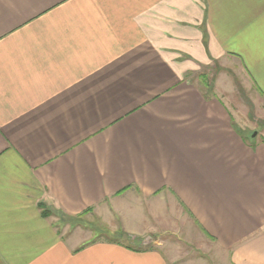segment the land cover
<instances>
[{"label": "crops", "instance_id": "obj_1", "mask_svg": "<svg viewBox=\"0 0 264 264\" xmlns=\"http://www.w3.org/2000/svg\"><path fill=\"white\" fill-rule=\"evenodd\" d=\"M216 63L264 96V0H0V264H174L177 209L264 264V137ZM87 218L152 245L78 247Z\"/></svg>", "mask_w": 264, "mask_h": 264}, {"label": "rangeland", "instance_id": "obj_2", "mask_svg": "<svg viewBox=\"0 0 264 264\" xmlns=\"http://www.w3.org/2000/svg\"><path fill=\"white\" fill-rule=\"evenodd\" d=\"M203 70L205 71V77L201 78L203 84L209 89L215 86L219 91L226 92L225 94H219V98L232 108V115L236 119V123L243 130H246L245 133L248 134V137H252L253 133H256V136L260 133L264 137V96L247 92L246 86H244L245 89L242 86V78L235 74L232 67L222 68L220 63H216L213 67ZM176 213L174 224L178 225L177 229L172 227V234H169L166 229H162L166 232L158 230L159 232L154 235V240L163 243L162 250L170 256L172 263L225 264L224 254L220 248L218 249L214 240L208 238L199 230L185 210L177 209ZM74 226L70 230V234L75 235L74 238L78 247L104 239L126 242L134 248H144L152 245V241L143 242L146 239L145 237L133 240V237L126 235L130 234L129 232H121L120 230H118L120 233L116 232L117 235L114 237L109 236V238V231H104L106 226L92 218L90 220L86 219V225L81 221V223H75Z\"/></svg>", "mask_w": 264, "mask_h": 264}, {"label": "water", "instance_id": "obj_3", "mask_svg": "<svg viewBox=\"0 0 264 264\" xmlns=\"http://www.w3.org/2000/svg\"><path fill=\"white\" fill-rule=\"evenodd\" d=\"M256 135V133H253V136H255ZM151 241V239L150 238H146L143 242L144 243H148V242H150Z\"/></svg>", "mask_w": 264, "mask_h": 264}, {"label": "trees", "instance_id": "obj_4", "mask_svg": "<svg viewBox=\"0 0 264 264\" xmlns=\"http://www.w3.org/2000/svg\"><path fill=\"white\" fill-rule=\"evenodd\" d=\"M45 215V214H44Z\"/></svg>", "mask_w": 264, "mask_h": 264}]
</instances>
